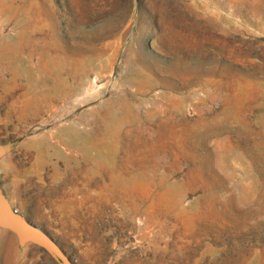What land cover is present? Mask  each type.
I'll list each match as a JSON object with an SVG mask.
<instances>
[{"label":"rangeland","instance_id":"374dc122","mask_svg":"<svg viewBox=\"0 0 264 264\" xmlns=\"http://www.w3.org/2000/svg\"><path fill=\"white\" fill-rule=\"evenodd\" d=\"M181 2L0 0V184L75 264H264V0Z\"/></svg>","mask_w":264,"mask_h":264},{"label":"water","instance_id":"95a60500","mask_svg":"<svg viewBox=\"0 0 264 264\" xmlns=\"http://www.w3.org/2000/svg\"><path fill=\"white\" fill-rule=\"evenodd\" d=\"M17 142L18 139L0 142V159L9 153ZM0 228L13 232L21 247L26 243H33L49 253L58 264H75L49 232L12 206L1 184Z\"/></svg>","mask_w":264,"mask_h":264},{"label":"bare ground","instance_id":"6f19581e","mask_svg":"<svg viewBox=\"0 0 264 264\" xmlns=\"http://www.w3.org/2000/svg\"><path fill=\"white\" fill-rule=\"evenodd\" d=\"M185 1H189V2H185ZM183 5H186V6H191L192 4H191V2H190V0H183V2H181ZM183 10V9H182ZM187 12V11H186Z\"/></svg>","mask_w":264,"mask_h":264}]
</instances>
